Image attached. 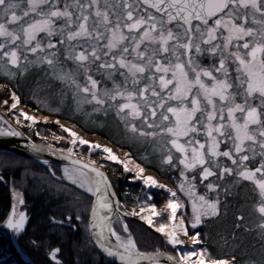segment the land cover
<instances>
[{
  "label": "snow or ice",
  "instance_id": "obj_1",
  "mask_svg": "<svg viewBox=\"0 0 264 264\" xmlns=\"http://www.w3.org/2000/svg\"><path fill=\"white\" fill-rule=\"evenodd\" d=\"M205 57L212 62L203 64ZM33 69H42L45 79L37 82V91L49 90L60 105L70 97L73 114L93 123L95 115L111 118L130 144L150 147L142 161L155 156L161 170L179 171L174 189L131 152L119 154L59 119L55 123L69 135L55 139H69L71 147L57 153L51 144L30 145L36 153L52 151L70 162L63 178L89 201L86 214L75 219L108 256L121 264H166L162 257L171 264H237L235 255L213 258L203 247L197 252L178 246L200 244L201 232L190 229L219 218L222 208L226 215L229 197L238 196L246 182L255 196V228L264 239V0H0V76L19 81ZM0 89L7 92V84ZM33 98L50 113H61L36 92ZM0 104L17 126L33 127L50 118L39 108L30 113L21 107L15 90ZM0 122V136L24 134L2 115ZM77 144L90 145L89 157L99 150L150 189L166 190L164 206L158 209L146 193L138 209L122 208L103 165L80 159ZM13 196L25 203L16 189ZM188 205L191 216L181 214ZM129 215L161 233L172 251L162 246L141 250L126 222ZM27 220L14 204L4 223L19 233ZM245 220L240 212L234 227L252 231ZM60 251L56 247L49 253L57 264H62Z\"/></svg>",
  "mask_w": 264,
  "mask_h": 264
},
{
  "label": "trees",
  "instance_id": "obj_2",
  "mask_svg": "<svg viewBox=\"0 0 264 264\" xmlns=\"http://www.w3.org/2000/svg\"><path fill=\"white\" fill-rule=\"evenodd\" d=\"M0 84H7L8 87L7 92H5L3 89H0V101L9 98L11 90H15L22 97V104L27 103L32 109H34L33 107H36L31 102H27V96H29L31 90H28L27 92L26 89L20 88V85L19 87H15L16 84L13 81L9 82L5 78H0ZM2 107L4 106L0 104V109H4ZM43 113L47 116H55L54 113H49L47 111ZM58 118L63 119L64 117L59 116ZM22 130L33 140L41 142V139H38L36 136H34L33 132H31V134L27 128H22ZM38 130L48 134H56L59 136H63L62 130L57 128L55 123L52 122L44 123L41 128L38 127ZM86 131H88L89 133H98L108 138L117 146H120L121 148H127L125 144L117 143L114 138L109 136L110 134H105V132L99 130L98 128H87ZM42 141L44 142V140ZM66 145L67 143L63 141H59L57 143V146L64 149L66 148ZM135 157L139 162L143 163L145 166H149V164L142 161L138 156ZM91 158H94V160H96L98 163L103 162V168L108 174L109 178L113 182L115 189L118 192L117 198H119L122 202L121 207L123 208L126 205L128 209H131L138 200L137 198L141 192L138 184L126 182L127 176L122 171L119 165L105 161L95 155H92ZM17 159L20 161H18ZM7 161L10 166L6 165ZM16 162H20L23 167L24 164L28 166L29 164L33 163L26 159L17 158L12 155L0 153V169L6 167L13 168ZM35 164L36 163H33V165ZM35 166L39 167V165ZM152 167L157 171V173L161 177L165 178L169 183L174 186L177 185V180L175 178V170H173V173L172 171L170 173H167L158 168L157 166ZM125 187L127 189H125ZM198 189L200 190L201 187H199ZM237 191L239 192L238 196H240V198L237 199V202L234 207H231L230 205L228 206L226 215L224 214V209L222 208L221 215L219 218L205 220L204 224L198 225L197 229H190V231L194 233L195 231L199 230L201 232V246L205 248L209 253H211V256L213 258L235 255L237 258V264H245V262H247L248 250L250 249L249 245H247V239L245 242L239 243L237 248H233L230 244V241L232 240L231 235L233 232H235L236 237L242 234H249V231H245L244 228L236 229L234 227V224L236 222L235 217L238 216L240 212H243V214L245 215V223L247 224V227L249 226L247 222V194L243 192L244 195H242V190L240 188L237 189ZM151 199L157 204L159 209L162 208L166 203L168 195L164 190L159 189L153 192ZM222 199H224V197H222ZM230 200L231 197H229V201ZM241 205H243V207H241ZM8 209V198L6 196V192L3 190V185L0 183V222H2L5 218ZM186 211L187 216H189L188 209ZM31 212L32 224H30L29 229L30 227H32V225H37L38 220L36 216V209L31 210ZM45 221H47V218ZM126 222L128 223L133 235L137 238L141 250L152 251L156 247L161 246L159 236L152 232L149 228L145 227L143 224H140L137 221L126 220ZM45 225L47 228L44 229L43 233H41V237L37 238L36 240H33L35 244L30 243V241H15V244L21 247V249H23L37 264H57L56 261H52L49 258V253L53 248L56 247H59L61 249L60 253L57 254V259L61 261L62 264H105L104 260L97 254L93 246L88 243L86 235H83L85 232L83 233L82 231L81 234L73 232L74 234L72 233V235H64V232H60L56 227L53 226V224L46 222ZM225 239L228 240L227 245L224 244ZM7 253H13L15 257L17 256L12 242L9 239L1 236L0 257Z\"/></svg>",
  "mask_w": 264,
  "mask_h": 264
},
{
  "label": "flooded vegetation",
  "instance_id": "obj_3",
  "mask_svg": "<svg viewBox=\"0 0 264 264\" xmlns=\"http://www.w3.org/2000/svg\"><path fill=\"white\" fill-rule=\"evenodd\" d=\"M2 108H4L3 111H6L5 107ZM6 165L10 166L8 161ZM54 173L53 176L49 171L42 168L23 167L20 162H16L13 168L0 169V177H2L0 183L6 192L9 208L15 204L17 211H24L28 215V223L24 232L19 234L13 230L8 231L7 234L10 238L23 241L36 240L41 237V233L47 228L46 222L53 224L60 232H64V235H72L73 232L80 234L82 231L84 232L85 225L81 224L75 217L77 214H86L84 209L89 203L87 197L82 196L83 190L76 185L66 184L67 180L62 178L61 172L55 170ZM45 179H48L45 182L46 185L44 184ZM60 188L64 190L62 191ZM13 189L22 194L25 201L23 205L15 200ZM33 209L37 211L38 220L37 225H32L29 229L30 224H32L31 210ZM69 216L72 217L71 221L67 219ZM46 218L47 221H45ZM73 225L76 227H73ZM115 226L118 229L120 228L119 223Z\"/></svg>",
  "mask_w": 264,
  "mask_h": 264
},
{
  "label": "rangeland",
  "instance_id": "obj_4",
  "mask_svg": "<svg viewBox=\"0 0 264 264\" xmlns=\"http://www.w3.org/2000/svg\"><path fill=\"white\" fill-rule=\"evenodd\" d=\"M201 62L203 64H205V65H208L212 61H210L207 57H205V58L202 59ZM0 78H4V77L0 76ZM38 81H39V83L41 85L45 82V79H44V76H43V70L42 69H33L26 77L20 79L19 81H13V82L15 84H19L20 85V88L26 89L27 92H28V90H31L30 93H29V96H27V98H28V100L32 104H34L37 108L40 109V113H42V115L44 114L43 112H46V111L49 112L48 111V108H46L43 104H38L37 103V99L36 98H33L34 92H36V96H37L38 99H40L41 101H47L49 108H55V107H58V106L61 107V113L60 114L54 113L55 114L54 117L58 118L59 116H63L64 117L63 119H65L64 121L71 122L76 127L80 126L85 131L87 130L88 127L89 128H91V127L92 128H98L99 130L105 132V134L106 133L107 134H110L109 136L112 137V138H114L117 143H122V144L125 143L126 145L128 144V146H130L131 148H133L132 151L129 150V149H125V148H121V149L126 150L128 152H131L134 157L135 156H138L139 158H141V157H143L145 155L146 152H150L151 151L150 147L147 146V145L130 144V142H128L125 139V137L122 135V132H121L120 128L117 127L116 123L111 118L105 119L102 115H95L94 117L91 118L92 120L95 121V123H93V122H91V120H89L88 118H86V117H84V116H82L80 114H73L72 109H71L72 101H71V98L70 97L65 102L64 105H60L59 104V97L54 96V95H50L49 94V90H44V91H37L36 90V85H37V82ZM36 107H33V108L37 110ZM30 112H33V111H30ZM4 114L7 115L5 112H4ZM56 115H59V116H56ZM38 122L39 123H37L35 126L32 127L33 129L34 128L38 129V127L41 128L44 125V123H45L44 121H38ZM55 125H56L57 128L60 129L59 125H57L56 123H55ZM32 128H30V131H29L30 133L32 132L31 131ZM60 130H62V129H60ZM36 132H39L40 133V135L38 136V138L43 139L44 137H46V136H44V133H41L40 130H36ZM62 132H63V136L64 137H68V135H69L68 133H65L63 130H62ZM86 132H88V131H86ZM33 134H34V136L37 137V135L35 133H33ZM46 135L49 136V137H47L48 139L46 141H45V139H43L45 143H48V144L53 145L54 142H59V141H57L55 139V136H59V135H56V134L55 135L54 134H48V133H46ZM95 135H97V134H95ZM60 136H62V135H60ZM101 136L102 135H100V137ZM102 138L107 139L108 141H110L106 137H103L102 136ZM41 142H43V141L41 140ZM63 142L67 143V145L65 146L66 147L65 149H67L68 147H71V144H70L69 139H65V140H63ZM110 143H111V141H110ZM89 148H90V145H79V144H77V146L74 148V152L84 153L83 155L89 157V151H88ZM61 149H64V148H61ZM135 154H137V155H135ZM93 155L97 156L98 158H102L104 160H107L99 150H95ZM137 162H139V161H137ZM145 163L149 164V166H145L144 165L145 168L146 167L147 168H151L154 172H157V171L155 169H153L152 166H157L158 168L161 169V166L159 164V161H158V159L155 156L150 157V162H145ZM63 168L64 167H56V169L59 172H61L62 178H63ZM173 170H175V172H176V175H175L176 177L175 176L174 177L178 181L179 180V171L176 170V169H173ZM173 170H171V171L173 172ZM122 171H123V169H122ZM163 171H165L167 173L168 172H171L170 170H163ZM29 174H31V173L29 172ZM44 174H46V173H44ZM133 175H135V174H133ZM47 180L48 179H45L44 180V184H45V182H47ZM65 180H67V179H65ZM66 184L71 185V182L69 180H67ZM176 186L177 185H175L174 187L176 188ZM241 188H242L241 190L244 191V192H246V194L249 196V198H250V204L252 205V203H253V201L255 199L254 193L252 191V185L246 182L245 185L242 186ZM60 189L62 191L64 190L62 188H60ZM199 191L200 192H203L204 191V188L202 187V189L199 190ZM242 195H244L243 192H242ZM139 198L140 199H138L137 202L141 204V201L145 198V191H141V194H140V197ZM238 198H240V196H235V195L232 196L231 197V200L229 201V205L231 207H234L235 204H236V202H237V199ZM181 199L184 200V197L181 196ZM187 209H188L189 216H191V207H190V205H188V208ZM181 214L187 215V211H185V210L182 209L181 210ZM143 222H145V221H143ZM255 222H256V218H255ZM189 223H190V221H189ZM144 224L146 226H148L150 229H152V230L155 231V229L152 228L151 226H149L146 222ZM256 232L259 233V230L256 229ZM158 235L160 236L159 238L163 241L164 240L163 235L161 233H158ZM1 236L4 237V236H6V234L0 232V237ZM246 239H247V245H249V247H250V249L248 250L247 261H249V260H256L258 262V264H259V262L262 259V254H264V247H262V245H264V239H262L260 235H258V237L256 238L251 233L248 234V235H243L242 234V235L237 236L235 238V240L232 239L230 241V244L232 245L233 248H237V246L239 245V243L245 242ZM256 240L260 241V246L255 245ZM163 245H165L167 249L170 248V246H168V244L166 243L165 240L163 241ZM196 246L198 247V249L196 248L197 250L195 249V251L198 252L200 250V248L202 247L201 246V243L198 244V245H196ZM192 251H194V250H192Z\"/></svg>",
  "mask_w": 264,
  "mask_h": 264
},
{
  "label": "water",
  "instance_id": "obj_5",
  "mask_svg": "<svg viewBox=\"0 0 264 264\" xmlns=\"http://www.w3.org/2000/svg\"><path fill=\"white\" fill-rule=\"evenodd\" d=\"M0 115L4 116L5 120H8L5 117V115H3V113L0 112ZM13 127H16V126H13ZM16 128H17L18 131L23 132L20 128H18V127H16ZM33 142H35L36 144H39V145H45L44 143H40V142L34 141L30 137H28L25 133L22 136H0V153L15 155V156H18V157H22V158L34 161L36 163L43 164V165L47 166L46 168L48 170H50V171H51V169H50L49 165L65 166V165L70 163L69 161L65 160L61 155H58V154L54 155L52 151H43V152H40V153L34 152L31 149V147H30V145ZM53 149L57 153L61 150L60 148H57V147H54V146H53ZM76 155L80 159H82L84 161H88L89 160V159H87V158H85L83 156H80L78 154H76ZM45 161H47L48 163H45ZM102 170H103V168H102ZM113 199H116V197H114ZM11 210H10L9 214L11 213ZM3 227L5 229H7V230H11V229H8L6 227L5 223L3 224ZM23 230L21 232H19V233L21 234L23 232ZM87 232H88V235H89L91 243L93 244V246L95 247V249L99 252V254L101 256H103L106 260H108L109 262H111L113 264H121V262L116 257H110L102 249H100L94 243V238L91 236L90 231L88 229H87ZM114 242H115V238H113V243ZM19 257L26 264H36V263L32 262L29 259V257L26 256L22 252L19 253ZM161 259H162V261H165L166 264H171V262H167V258L166 257H162ZM141 264H147V262H141Z\"/></svg>",
  "mask_w": 264,
  "mask_h": 264
},
{
  "label": "bare ground",
  "instance_id": "obj_6",
  "mask_svg": "<svg viewBox=\"0 0 264 264\" xmlns=\"http://www.w3.org/2000/svg\"><path fill=\"white\" fill-rule=\"evenodd\" d=\"M30 112V111H29ZM61 123H64V124H66V125H70V126H73L74 128H76L77 130H79L81 133H82V135H84L85 136V138H88V139H90V140H92V141H99V142H102V143H105V144H109L110 146H112L119 154H123V153H128L126 150H121V149H119L118 147H116L115 145H113V144H111L110 142H108L106 139H104V138H101V137H98L97 135H88V134H86V133H84L82 130H80L78 127H76L75 125H73L71 122H68V121H61ZM148 171V170H147ZM150 174H152V175H154V176H156L155 175V173H153V172H151V171H148ZM157 177V176H156ZM158 178V177H157ZM159 180H160V182H162V183H164V184H167L163 179H160V178H158ZM183 248H186L188 251H192V250H194L195 251V249L197 248V246L196 245H193V244H191V242L189 241V243L185 246V245H181Z\"/></svg>",
  "mask_w": 264,
  "mask_h": 264
}]
</instances>
